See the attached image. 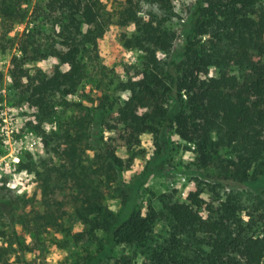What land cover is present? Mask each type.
I'll use <instances>...</instances> for the list:
<instances>
[{"label":"trees","instance_id":"16d2710c","mask_svg":"<svg viewBox=\"0 0 264 264\" xmlns=\"http://www.w3.org/2000/svg\"><path fill=\"white\" fill-rule=\"evenodd\" d=\"M152 1L169 15L185 14L182 44L176 47L177 33L167 24L168 17L144 20L134 8L136 0H129L120 24L133 30L123 36L124 46L142 51L143 60L118 84L128 97L121 101L101 96L96 118L104 120L112 111L113 129L130 147L144 133L153 134L159 144L175 132L182 142L196 147L206 171L217 158V149H222L225 156L218 157L222 176L226 184L242 190L232 188L223 195L221 181H202L184 200L167 193L158 204H136L140 185L151 175L164 173L166 159L158 151L135 181L117 189L122 207L117 213L112 211L106 195L112 194L126 162L108 146L96 169L79 168L85 152L86 118L59 119L72 106L69 97L88 83L91 62L98 58L99 41L107 32L109 19L100 0H0L2 26L26 25L18 39L0 35V52H16L10 63L14 87L22 101L37 110L35 129L41 130L46 122L56 123L44 134L51 158L29 156L20 164V169L40 179L34 201L43 211L32 224L37 232L60 226L68 209L64 204L62 210V202L56 201L52 184L71 181L76 186L75 216L83 225L73 235L75 240L98 239V231L105 234L103 246L75 264H98L118 245L138 249L143 259L138 262L123 256L117 264H264L262 2ZM160 54L166 55L165 60ZM49 57L57 58L59 64L33 74L26 68ZM3 77L0 71V81ZM51 141L55 142L52 147ZM55 157L59 163L53 162ZM93 176H103L100 185H95ZM258 188L262 191L253 201L244 198L243 190ZM52 203L59 206L58 211L51 210ZM11 204L14 213L18 202ZM0 210L11 213L1 202ZM38 247L32 245L30 250L37 252Z\"/></svg>","mask_w":264,"mask_h":264},{"label":"rangeland","instance_id":"374dc122","mask_svg":"<svg viewBox=\"0 0 264 264\" xmlns=\"http://www.w3.org/2000/svg\"><path fill=\"white\" fill-rule=\"evenodd\" d=\"M100 2L109 24L107 32L99 41L98 58L91 62L88 83L81 87L75 96L69 97L68 101L72 106L59 114L60 120L75 115L77 118H86L82 138L85 152L77 166L96 169L102 162L101 157L106 148L109 146L116 149L117 155L126 162L121 179L113 185L112 194L106 195V203L116 213L122 207L121 192L117 189H121L123 183L135 181L158 151L166 159L164 173L153 174L140 185L139 193H135L136 204L147 202L158 204L159 197L167 193H175L178 199L184 200L202 181L210 183L221 181L225 187L221 192L223 195L231 192L232 188L242 190L226 184L227 180L222 176L221 161L218 159L220 155L225 156L222 149H217L218 155H215L217 158L206 171L196 147L182 142L175 132L169 133L159 144L153 134L144 133L140 142L130 147L121 139V133L113 129L115 122L112 111L105 114L104 120L96 118L98 99L101 96L108 95L111 99L118 98L121 101L128 97V93L119 91L118 84L129 77V72L132 74L134 67L139 65L144 56L142 51L130 50L124 46L123 36L130 35L133 30L130 26L123 27L120 24L122 12L131 5L129 0ZM261 2L264 8V0ZM136 3L134 8L144 20H161L168 17L167 24L177 33L176 47L182 44V29L186 19L183 12L172 16L152 0H136ZM25 27V24L2 26L0 22V35H5L7 39H18ZM57 39L59 40L58 37ZM15 53L0 52V71L4 74L3 80L0 81V202L6 211L11 212L8 214L0 210V264H75L102 247L105 243V234L98 231V239L91 237L75 240L73 235L81 231L83 225L75 216L76 186L71 181L55 180L52 184L56 201L62 202V210L64 204L68 209V214L62 217L60 226L41 228L37 232L34 223L32 224L43 211V207L34 201L40 179L36 173L20 169V164L27 161L29 156L44 155L47 160L51 158L49 154L51 148L46 150L44 134L54 129L56 123L46 122L42 124L41 130L35 129L37 110L22 101L10 76V63ZM160 58L165 60L166 55L160 54ZM58 64L57 58L49 57L32 62L26 65V68L33 74L37 70H47ZM62 68L66 70L67 66ZM215 73L213 71V74ZM76 108L81 112L77 113ZM54 144L55 142L51 141L49 145L52 147ZM53 162L59 163L58 157H55ZM93 177L95 185H100L103 176ZM250 190H243L244 198L250 201L262 191L261 188ZM208 195L209 193L205 197ZM13 200L18 202V209L14 213L11 211ZM58 209L59 206L52 203L51 210ZM160 230L161 226L158 225L156 232L160 233ZM36 233H39L37 237ZM35 244L39 246L38 251L32 252L30 249ZM123 256L133 257L138 262L143 259L138 249L118 245L103 256L98 264H117L116 260Z\"/></svg>","mask_w":264,"mask_h":264},{"label":"built area","instance_id":"2783aa9c","mask_svg":"<svg viewBox=\"0 0 264 264\" xmlns=\"http://www.w3.org/2000/svg\"><path fill=\"white\" fill-rule=\"evenodd\" d=\"M19 162V161H18Z\"/></svg>","mask_w":264,"mask_h":264}]
</instances>
